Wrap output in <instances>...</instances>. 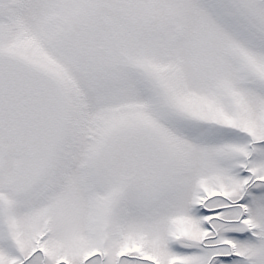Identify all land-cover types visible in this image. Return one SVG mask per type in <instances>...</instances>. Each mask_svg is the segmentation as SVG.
I'll use <instances>...</instances> for the list:
<instances>
[{
	"label": "snow or ice",
	"instance_id": "snow-or-ice-1",
	"mask_svg": "<svg viewBox=\"0 0 264 264\" xmlns=\"http://www.w3.org/2000/svg\"><path fill=\"white\" fill-rule=\"evenodd\" d=\"M0 264H264V0H0Z\"/></svg>",
	"mask_w": 264,
	"mask_h": 264
}]
</instances>
